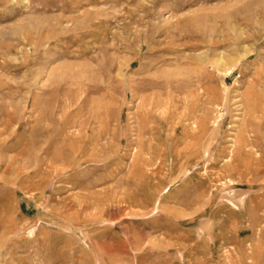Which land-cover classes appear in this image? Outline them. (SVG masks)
Returning <instances> with one entry per match:
<instances>
[{"label": "rangeland", "instance_id": "rangeland-1", "mask_svg": "<svg viewBox=\"0 0 264 264\" xmlns=\"http://www.w3.org/2000/svg\"><path fill=\"white\" fill-rule=\"evenodd\" d=\"M0 264H264V0H0Z\"/></svg>", "mask_w": 264, "mask_h": 264}]
</instances>
